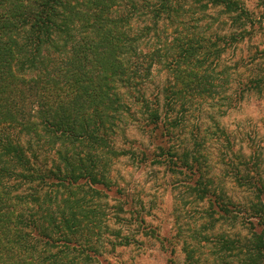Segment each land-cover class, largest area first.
Here are the masks:
<instances>
[{
  "label": "trees",
  "instance_id": "16d2710c",
  "mask_svg": "<svg viewBox=\"0 0 264 264\" xmlns=\"http://www.w3.org/2000/svg\"><path fill=\"white\" fill-rule=\"evenodd\" d=\"M259 29L242 0H0V264H104L158 239L121 158L181 181L183 264H264V147L235 150L217 120L264 95V48L240 53Z\"/></svg>",
  "mask_w": 264,
  "mask_h": 264
},
{
  "label": "rangeland",
  "instance_id": "374dc122",
  "mask_svg": "<svg viewBox=\"0 0 264 264\" xmlns=\"http://www.w3.org/2000/svg\"><path fill=\"white\" fill-rule=\"evenodd\" d=\"M242 1L246 7L254 12L260 22V29L254 40L252 39V46L240 45V53L245 54L247 53L246 50L254 47V45L264 48V0ZM236 53L237 56L240 55L237 51ZM167 77L168 74L164 67L156 65L152 70L151 79L146 83L147 95L158 93L166 83ZM211 104L212 102L204 103V107L208 111H212ZM197 110V106H193L190 110V124L199 115ZM263 116L264 95L260 98L250 96L239 106L237 105L234 109L229 110L226 116L219 117L217 120L220 127L230 132L236 150L239 137H245L246 135L253 137L257 143H261L264 147ZM207 125L210 128L209 130L213 132L214 128L211 123H207ZM126 132L131 138L145 139L139 136L134 126H129ZM214 138V136L210 138L211 140L206 143V147L204 145L203 150L200 151L206 159H212V161L218 152V145L215 146L216 141ZM114 175L117 178L118 187L143 207L147 223L155 229L159 238L140 236L138 237L141 241L140 244L117 247L114 253H106L103 256L105 263L107 264L108 261L111 264H183L184 255L180 249V240L174 236L176 230L175 217L177 215L181 217V225L188 221L191 213L186 212L188 206L185 205L183 208L180 205H175L177 197L183 195L184 188L181 181L177 180L176 177H171L160 165H154L149 161L137 164L128 158H121L116 162Z\"/></svg>",
  "mask_w": 264,
  "mask_h": 264
}]
</instances>
